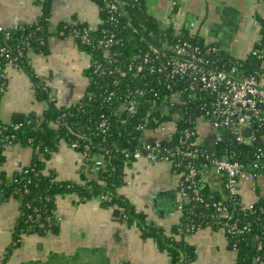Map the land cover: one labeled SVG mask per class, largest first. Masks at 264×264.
<instances>
[{
	"label": "crops",
	"instance_id": "crops-1",
	"mask_svg": "<svg viewBox=\"0 0 264 264\" xmlns=\"http://www.w3.org/2000/svg\"><path fill=\"white\" fill-rule=\"evenodd\" d=\"M42 0H0V25L7 29L33 22L39 16ZM147 10L160 27L173 26L176 34H195L217 44L236 59L248 58L260 38L259 18H264V0H147ZM61 22L84 23L93 29L101 23L95 0H53L50 31ZM28 60L34 73L51 88L56 105L76 103L85 94L89 79L86 68L90 54L75 37L51 36L46 52H30ZM47 103L37 100L32 79L22 68L8 66L0 81V120L10 122L21 116L41 115ZM199 143L212 147V129L201 121ZM1 155L0 167L8 176L20 172L42 154L32 146L15 144ZM61 178L78 181V153L61 142L47 163ZM93 168H97L94 165ZM90 167V166H89ZM221 187V179L204 175ZM179 175L168 162L140 159L127 168L125 183L119 193L146 213V220L167 232L180 217ZM242 198L254 203L264 197V177L258 186L247 182L240 186ZM1 194V193H0ZM19 199L0 195V253L11 247ZM55 211L59 219L46 234L28 232L17 247H11L6 264H169L166 251L153 237H143L140 228L116 219L111 206L99 198L79 201L76 196H59ZM221 230L198 228L189 237L196 249L192 264H232L237 256ZM5 254V253H4ZM0 264L2 258L0 256ZM260 264H264L262 261Z\"/></svg>",
	"mask_w": 264,
	"mask_h": 264
},
{
	"label": "trees",
	"instance_id": "trees-1",
	"mask_svg": "<svg viewBox=\"0 0 264 264\" xmlns=\"http://www.w3.org/2000/svg\"><path fill=\"white\" fill-rule=\"evenodd\" d=\"M123 7L120 6L119 0L116 15L118 21L116 24L109 22L111 12L108 8V0H95L99 7L101 23L98 28L93 29L92 37L94 43L102 37V29L112 27L113 31L121 38V44L116 46L117 60L114 65L119 69L127 70V65L132 62L134 65L141 63L143 54L148 50L151 44H159L167 37L176 39L177 37H188L190 35L176 36L173 26L160 27L157 20L148 13L147 0H121ZM53 0H42V10L37 19L21 26H16L10 31V36H5V31L0 33V49L4 46L11 48V56L14 59L16 67L22 68L30 75L32 79V89L37 100H43L47 106L41 115L30 114L21 116L10 122L0 120V130L3 136L0 140V162L1 155L9 146L21 144L32 146L34 149L39 146L38 153L42 154L39 159L32 161L29 166L28 174L24 172V167L20 172L8 176L4 170H0V193L5 197H13L22 203L14 226L13 240L18 239V235L36 232L46 234L53 230L55 222L50 226L41 228L33 227L35 223L28 220L29 215L38 214L39 222H48V216L52 214L56 207V199L59 196L73 195L79 201H86L91 198H99L103 206H111L113 215L116 219L125 221L129 225L136 224L143 237H153L158 242L159 248L166 251L170 258L169 264H192L196 259V249L190 243V235L198 228H211L220 230L227 221L229 224H238L240 231L237 229L227 232L229 247L237 248L235 264H252L256 258H259L256 264L264 261V197L259 198L254 203L253 211L247 208L242 209L238 196H230L223 188V183L218 189L213 187V183L202 174L197 176L198 186L201 188L203 201L191 199L184 203L177 224L171 228L169 235L164 228L149 223L146 220V213L140 211L136 205L126 196L119 193V188L125 183L126 168L133 162L132 157H125L120 150L123 147L130 149L135 148L144 141L145 136L137 125L142 122L145 112L149 108L150 99L153 92L145 95L141 99V105L135 115L127 117L120 109L121 102L129 88H143L146 81L140 78L141 73L136 69L127 71L126 75L106 76L104 79L94 75L91 68H86L89 84L86 94L75 104L58 106L52 98L51 88L46 81L33 72L28 60V54L34 52H46L48 40L51 36L64 37L71 35L76 27H84L86 24H72L61 22L54 31H50L49 22L51 16V7ZM260 38L254 46L260 50L264 47V18H259ZM198 40V36L192 37ZM201 41V40H199ZM29 43V45L27 44ZM202 42V41H201ZM31 48L30 50H28ZM87 53L94 58L105 62L102 57L100 48L93 49L92 45H83ZM22 50V54L18 51ZM227 56V55H226ZM228 57V56H227ZM241 67L246 72H253L260 69L261 63L255 57L250 55L245 60H240ZM7 64L6 56L0 57V68ZM107 66V63L105 62ZM151 79V75H147ZM118 78V92L111 101H105L107 95L106 89L116 88L113 81ZM4 79L1 76L0 81ZM149 80V82H150ZM147 83V82H146ZM176 85V82H172ZM162 90L161 92H163ZM164 91L162 95L166 94ZM185 98V99H184ZM181 103L182 108L169 110L163 119H172L175 112H181L184 120H176L177 128L173 133L170 144L177 143L181 131L187 127L193 128L201 98L188 99L185 96ZM193 107L187 112V107ZM161 116L160 107L154 113ZM124 119V122L122 120ZM106 120L108 130L102 133L99 128L100 123ZM20 123L18 129H14V124ZM57 124L54 127L52 124ZM155 123H149L147 128H155ZM76 133L84 134L87 140L79 138ZM223 141L220 140L212 144L213 149L207 145L200 144L198 165L202 166L205 162L202 156L204 152L210 155H218L225 149H240V146L233 143L227 130H222ZM73 141L80 142L81 145L88 142L91 146V153L101 155L105 159V165L99 168L93 166L80 167V178L77 181L63 179L52 168L47 166L51 154L55 152L60 143L66 145ZM213 141V137L211 139ZM242 148V147H241ZM81 149V148H79ZM106 150H112V155H105ZM119 150V151H114ZM207 150V151H206ZM1 165V164H0ZM180 169H186V162L182 161ZM208 170L212 174V168L208 165ZM219 178V177H217ZM25 188L28 192H25ZM109 198L103 199V196ZM226 205L228 211L233 215L232 218L226 219L218 215L213 203ZM37 218V217H36ZM255 241V243H253ZM19 243H11V247H17ZM11 247L2 258V264H6L7 257L10 254Z\"/></svg>",
	"mask_w": 264,
	"mask_h": 264
},
{
	"label": "built area",
	"instance_id": "built-area-1",
	"mask_svg": "<svg viewBox=\"0 0 264 264\" xmlns=\"http://www.w3.org/2000/svg\"><path fill=\"white\" fill-rule=\"evenodd\" d=\"M108 1L107 6L111 12L109 22L116 24L118 18L115 13L118 10V0ZM172 3L175 5L177 0H172ZM11 30L0 25V33L5 31L6 37L10 36ZM71 33V36L83 45H92L93 49H101L107 66L105 62L90 55L87 68H91L94 75L102 79L106 76L123 77L127 71L135 68L137 73H141L140 78L147 82H143L145 83L143 88H129L120 105L121 112L123 111L127 117L133 116L141 105V99L153 92L152 97L148 99L149 108L145 112L142 122L137 125L138 130H141L145 136L144 141L133 149L123 147L120 152L127 158L132 157L133 161L145 159L150 162L170 163L173 172L179 175L180 179L178 185V193L181 197L180 211L184 203L191 199L203 201L197 176L199 174L204 176L210 172L207 169L208 165L211 166L212 172L221 179L224 190L230 196H238L242 209L247 208L249 211H253L255 202H245L241 196L240 186L243 182H247L251 187L256 188L259 180L264 177V47L260 50L255 46L252 47L250 55L255 56L261 66L260 69L247 73L246 69L241 67L239 59L233 58L217 44L204 41L199 36L198 40L193 39L195 34H189L188 37H177L174 40L165 37L160 45L151 44L149 46L143 54L141 63L134 65L129 62L127 70H121L119 66H113L115 62H118L115 48L121 44V38L117 36L112 27L103 28L102 37L95 43L92 37L93 28L90 26L76 27ZM175 35L181 36V34ZM27 44L29 45L28 42ZM30 49L28 46V50ZM18 54H22V50H19ZM1 56L7 58L6 66L0 68L1 76L5 77L6 68L16 66L14 61L16 57L11 56L9 46L0 49ZM147 75H151L152 80L147 79ZM119 81L116 78L112 82L116 88L105 90L107 92L104 97L106 102L111 101L117 94ZM173 81L176 82L175 86ZM162 90L167 93L162 95L164 92H161ZM185 96L188 99H202L198 108V116L193 128L187 127L182 130L177 143L170 144L177 128L176 120H184V117L181 112H175L172 119L163 118L169 110L183 109L181 103L186 104V101L182 100ZM163 103L165 104L162 108L161 104ZM159 107L161 116L154 114ZM192 108V106L187 107V112ZM201 121L208 122L212 129V144L220 140L223 141L222 130L225 129L233 143L240 146V149H225L218 155L204 152L202 156L205 162L202 166L198 165L199 124ZM151 122L156 125L153 129L147 128ZM52 125L57 126L55 123ZM20 126V123L14 124V129H18ZM99 128L102 133H106L109 129L106 120L100 123ZM246 129L250 131L249 134L243 132ZM3 131V129L0 130V140ZM76 135L84 140L88 139L84 134L76 133ZM68 146L78 153L80 167L89 168L94 165L99 168L105 165L103 156L91 153V146L88 142L81 145L80 142L73 141ZM39 148L36 146L35 150L38 151ZM105 155H112V150H106ZM182 161L186 162L185 170L179 168ZM28 166H26L27 169H24L27 174ZM25 192H28L27 188H25ZM107 198L109 197L103 196V199ZM212 205L216 208L219 216L229 220L232 218L233 215L228 211L226 205H219L217 202ZM35 216L37 218L33 215L28 217V220L33 223L37 222L33 227L45 228L59 219L55 210L48 216V222H39L40 215L36 214ZM236 229L238 232L240 231L238 224L231 225L227 221L220 228L225 234ZM13 233L14 227L11 230L12 236ZM24 235H18V239L15 240L12 238V243L21 242ZM232 250L237 254V248L234 247ZM4 253L5 251H1V258ZM258 260L259 258H256L252 264H256ZM235 262L236 259L232 264Z\"/></svg>",
	"mask_w": 264,
	"mask_h": 264
},
{
	"label": "water",
	"instance_id": "water-1",
	"mask_svg": "<svg viewBox=\"0 0 264 264\" xmlns=\"http://www.w3.org/2000/svg\"><path fill=\"white\" fill-rule=\"evenodd\" d=\"M119 2H120V6H122V7H123V3H122V1H121V0H119ZM164 104H165V103L161 104V107H162V108L164 107ZM180 110H181V109H180ZM243 132H244V133H246V134H249V133H250V131H249V130H247V129H246V130H244ZM0 195H1V194H0ZM253 243H255V241H253Z\"/></svg>",
	"mask_w": 264,
	"mask_h": 264
},
{
	"label": "rangeland",
	"instance_id": "rangeland-1",
	"mask_svg": "<svg viewBox=\"0 0 264 264\" xmlns=\"http://www.w3.org/2000/svg\"><path fill=\"white\" fill-rule=\"evenodd\" d=\"M260 37V36H259ZM245 59H247V58H242V59H239V60H245ZM75 153H77V152H75ZM179 198H180V200H181V197H180V195H179ZM181 214V213H180ZM220 232H222V233H224L222 230L220 231ZM169 235L171 234V231L170 232H167ZM236 259V258H235Z\"/></svg>",
	"mask_w": 264,
	"mask_h": 264
}]
</instances>
